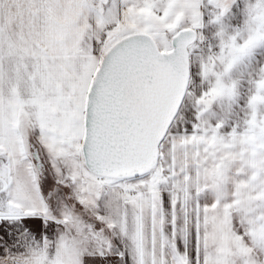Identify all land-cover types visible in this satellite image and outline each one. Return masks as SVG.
<instances>
[{"label": "snow or ice", "instance_id": "1", "mask_svg": "<svg viewBox=\"0 0 264 264\" xmlns=\"http://www.w3.org/2000/svg\"><path fill=\"white\" fill-rule=\"evenodd\" d=\"M0 264H264V0H0Z\"/></svg>", "mask_w": 264, "mask_h": 264}]
</instances>
